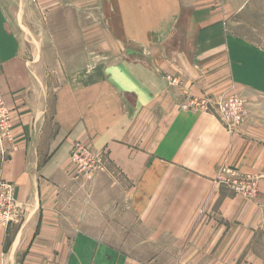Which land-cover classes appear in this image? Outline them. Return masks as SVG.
<instances>
[{
    "label": "crops",
    "instance_id": "0c3cea01",
    "mask_svg": "<svg viewBox=\"0 0 264 264\" xmlns=\"http://www.w3.org/2000/svg\"><path fill=\"white\" fill-rule=\"evenodd\" d=\"M250 7L259 15V0H0L14 137L0 175L20 206L0 224V264L237 263L248 225L264 224V143L185 104L230 86L264 97ZM76 141L104 171L76 176ZM230 153L258 175L257 200L215 180Z\"/></svg>",
    "mask_w": 264,
    "mask_h": 264
},
{
    "label": "rangeland",
    "instance_id": "374dc122",
    "mask_svg": "<svg viewBox=\"0 0 264 264\" xmlns=\"http://www.w3.org/2000/svg\"><path fill=\"white\" fill-rule=\"evenodd\" d=\"M259 5L261 6V9H259V15L257 13V10L251 9L247 14H244V17L246 19H255L259 21V26L261 28L262 32V38L259 40L264 46V0H259ZM256 37H258L256 35ZM172 81L176 82L175 79H172ZM236 95L238 97L243 98L244 104L243 108H245V116L243 117V121L241 125H239L237 128L236 127H229L227 123L222 121V119L219 116V108L218 106L216 107V101L222 99V98H229V96ZM201 100L202 103H206V105L202 108L198 107L197 109L194 108V106L191 105V102L195 100V97L188 98L186 101V109L188 110H203L206 113L209 114H214L216 115L217 119L219 120V123H221L222 127L227 130L228 133L230 134H241L243 137H247L250 139L249 136H256V138L261 139L262 142L264 143V97L255 93L250 92L249 90L245 89H234L229 87V89H226L225 92H221L219 94H205L202 97H197ZM243 132V133H242ZM14 138V137H13ZM254 138V137H253ZM255 138V139H256ZM13 140V139H12ZM13 149V148H12ZM11 150V149H10ZM10 150L7 154H2L1 152V147H0V162H2L3 159H6L8 157ZM95 151V150H94ZM97 152V151H95ZM230 153L225 161L223 162L220 170L218 171L215 180L222 184L223 188L225 189V194H233L234 196H237L241 199H247L248 201H254L257 200V197L260 195L259 193V180H258V175H256L254 178H257V191L254 194H251L246 191L247 188L241 189L242 185H245L246 183H249L251 179L248 178V174H252L250 172H245V171H240L235 166L231 165L229 163ZM73 171L75 173L79 172V170L76 169V165L73 163ZM101 171L100 169H98ZM96 176V174L93 175V173H79V176ZM255 175V174H254ZM219 176L220 179L218 178ZM0 178H3L2 175H0ZM234 181H238L236 186L240 188V190L237 189V187L234 185ZM244 197V198H243ZM207 211V210H206ZM208 213V211H207ZM204 210H203V213ZM207 218V215H206ZM209 222V220H208ZM263 222H264V216H263ZM221 224H226L224 220L220 222ZM1 224V222H0ZM229 226L228 224H226ZM250 229L257 228L256 233L252 234L251 243L249 244L248 247H245L244 250L242 251L243 253L239 257L237 263H236V256L237 254L235 253L234 258H230V260L227 262V264H264V224L263 223H258L254 227L249 224L248 225ZM232 254V253H231ZM229 252V256H231ZM228 256V257H229Z\"/></svg>",
    "mask_w": 264,
    "mask_h": 264
},
{
    "label": "built area",
    "instance_id": "2783aa9c",
    "mask_svg": "<svg viewBox=\"0 0 264 264\" xmlns=\"http://www.w3.org/2000/svg\"><path fill=\"white\" fill-rule=\"evenodd\" d=\"M244 100L236 95L229 96V98H222L216 101V107L219 108V116L227 123L229 127H238L243 121L245 116V108H243ZM191 105L195 109L198 107L202 108L206 103H202L199 98H195ZM13 129H12V115L10 110L7 108L6 102L0 92V147L2 154H7L10 148L6 147L5 141H13ZM73 163L76 165V169L79 173H93L97 174L105 169V157L102 152H95L91 147L84 141H76L72 146L70 154ZM100 169L101 171H99ZM250 180L249 183L242 185L241 189L247 188L246 191L254 194L257 191V178L256 175L248 174ZM221 176L218 178L220 179ZM238 181H234V185ZM237 187V186H236ZM238 190L240 188L237 187ZM241 191V190H240ZM20 206L15 198V187L10 181L0 178V222L11 223L17 217H19Z\"/></svg>",
    "mask_w": 264,
    "mask_h": 264
}]
</instances>
